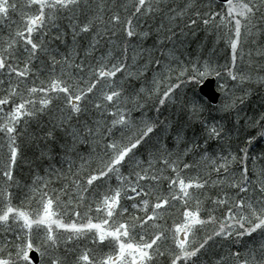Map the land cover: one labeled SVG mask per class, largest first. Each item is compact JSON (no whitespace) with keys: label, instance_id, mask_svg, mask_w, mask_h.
I'll use <instances>...</instances> for the list:
<instances>
[{"label":"snow or ice","instance_id":"snow-or-ice-1","mask_svg":"<svg viewBox=\"0 0 264 264\" xmlns=\"http://www.w3.org/2000/svg\"><path fill=\"white\" fill-rule=\"evenodd\" d=\"M262 139L264 0H0V264H264Z\"/></svg>","mask_w":264,"mask_h":264},{"label":"trees","instance_id":"trees-1","mask_svg":"<svg viewBox=\"0 0 264 264\" xmlns=\"http://www.w3.org/2000/svg\"><path fill=\"white\" fill-rule=\"evenodd\" d=\"M177 2H180V0H177ZM202 2H207V0H202ZM148 23H154L153 21H148ZM147 27V24L145 25ZM214 38L211 36H206L203 32H199L198 36L193 38L189 37L183 44V46L179 43L175 45L176 48V55L181 58V60H184L186 63L189 60L195 59L196 56L201 57V60L204 59H214L217 60L219 63H223V59L219 55V49L221 48V45H214L213 43ZM151 41H149V44ZM168 47H173V45L169 44ZM216 49L214 51L213 49ZM175 67V64L173 65ZM218 85L220 81H218ZM202 83V82H201ZM189 84L184 88V94L187 98L191 99L194 96L199 98L201 101H203L205 104H207L210 108H215L214 106H211L207 103V101L202 98L198 92V87L201 84ZM260 103V96L258 94L253 95L252 99L250 100L249 104L252 108H258ZM150 115H155L154 112L149 113ZM249 114H251V111H249ZM165 115H170L169 113H165ZM205 115H209V113H205ZM211 115L217 116L219 118L218 113H212ZM163 119V116L161 117ZM170 118L175 119V115H170ZM191 135V132L189 133ZM261 149H264V139L259 141L254 148V153L259 155ZM36 152V149H32L28 152V156L32 157L33 153ZM17 174L19 178L23 181H29L30 179V170L26 167L21 165L17 169Z\"/></svg>","mask_w":264,"mask_h":264},{"label":"water","instance_id":"water-1","mask_svg":"<svg viewBox=\"0 0 264 264\" xmlns=\"http://www.w3.org/2000/svg\"><path fill=\"white\" fill-rule=\"evenodd\" d=\"M200 92L205 96L212 104H217L220 99V94L216 91V81L214 79H208L200 87ZM34 260L37 262V255L32 254Z\"/></svg>","mask_w":264,"mask_h":264}]
</instances>
